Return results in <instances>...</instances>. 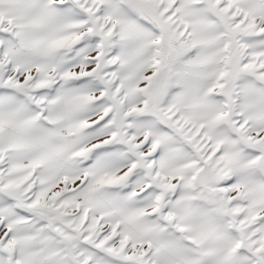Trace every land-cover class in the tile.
I'll use <instances>...</instances> for the list:
<instances>
[{
    "label": "snow or ice",
    "instance_id": "snow-or-ice-1",
    "mask_svg": "<svg viewBox=\"0 0 264 264\" xmlns=\"http://www.w3.org/2000/svg\"><path fill=\"white\" fill-rule=\"evenodd\" d=\"M0 264H264V0H0Z\"/></svg>",
    "mask_w": 264,
    "mask_h": 264
}]
</instances>
